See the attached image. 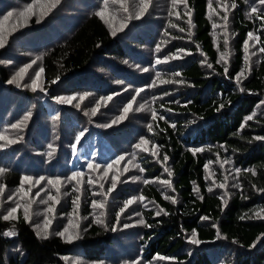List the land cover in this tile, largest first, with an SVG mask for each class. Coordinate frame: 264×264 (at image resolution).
Masks as SVG:
<instances>
[{
  "label": "trees",
  "instance_id": "1",
  "mask_svg": "<svg viewBox=\"0 0 264 264\" xmlns=\"http://www.w3.org/2000/svg\"><path fill=\"white\" fill-rule=\"evenodd\" d=\"M218 1L211 0L213 12L210 0H182L177 6L172 0H155L138 20L133 19L135 0L117 2L109 11L127 8L121 21L127 26L115 33L98 13L73 26H67L61 16L74 12L75 5L88 9L102 0H61L43 22L32 23L11 38L40 45L65 33L66 39L55 41L48 50L37 47L42 50L40 90L17 88L9 82L11 72L5 62L11 39L0 49V137H4L0 139V169H4L0 182L4 188H18L24 175L34 177L40 166L49 168L50 175L68 177L82 173L87 164L118 166L111 192L108 182L100 193L94 184L82 188L79 196L77 190H68L67 209L72 219L79 213L82 221L79 236L71 242L59 235L63 225L44 238L35 221L31 217L26 221L21 210L14 220L0 217V264H65L64 259L73 255L111 264L113 256L122 255L116 252L118 246L110 249L120 242V234L129 236L128 241L140 236L129 255L139 259L137 264H264V139H257L264 138V53L259 51L264 47V4ZM222 4L228 5L227 11ZM252 8L257 10L254 14ZM249 32L259 37V42L249 41L255 45L256 55L251 57L244 47ZM221 54H226L227 63H218ZM158 59L167 62L158 64ZM162 65L169 74L164 75ZM241 72L243 77L237 79ZM73 97L70 104L60 103ZM130 103L132 108L125 114L123 109ZM122 115L126 121L133 115L144 121V129L138 132L149 141L148 153L138 155L137 166L126 171L134 152L132 148L118 152L113 137L131 125L103 126ZM81 132L84 135L77 142ZM152 145L158 146L156 156L151 154ZM196 149L200 151L194 154ZM122 154L124 160L119 159ZM215 165L223 166L224 173L219 170L217 178L224 188L210 185L207 179V169ZM37 192L31 194L42 199L50 194V187L45 182ZM77 197L80 206L73 204ZM114 197L119 205L114 215L120 218V209L132 200V219L144 223L124 230L114 223L104 226L92 221V202L110 207ZM24 198L36 207L33 198ZM103 212V218H111L110 210ZM194 232L199 241L195 246L189 243Z\"/></svg>",
  "mask_w": 264,
  "mask_h": 264
},
{
  "label": "rangeland",
  "instance_id": "2",
  "mask_svg": "<svg viewBox=\"0 0 264 264\" xmlns=\"http://www.w3.org/2000/svg\"><path fill=\"white\" fill-rule=\"evenodd\" d=\"M123 1L125 0H116L115 3L117 2L122 3ZM135 1L137 3H134L132 5L135 8V12L133 15L134 20L141 19L145 16L146 12L145 11L142 12V9L144 8L145 5H147L148 7L155 3V0H150V1L144 0L143 2L141 0H135ZM52 2L53 0H2L0 3L1 5L0 7V39L3 40V46L0 47V49L4 48L7 42L12 38V36L15 35L17 32H19L20 30L26 27H29L32 23L43 22L54 9V8H51ZM181 2L182 0H177V3L174 4L172 0L173 6H177ZM96 3H98V1H96ZM115 3H113V0H102L101 5H97V6L90 5L88 9H85L84 7L80 5L78 6L75 5L73 6V8L75 9L74 12L72 13L66 12L62 14L61 16H65L64 23L67 26H73L74 24L79 23V21L83 19L86 15H90L92 13H99L111 25V27H113V30L116 33L126 28L127 23L121 22L123 21L122 17L125 14L124 9L122 10L115 9V10L109 11L110 8L113 7ZM250 3L251 2L249 1L248 4ZM217 4L219 5L220 1H218ZM100 9H104V10H100ZM9 13H11L12 15L9 16L8 15ZM21 13H23V15H21ZM137 16H139V18H137ZM64 36H65V33H63L62 36L61 35L56 36L55 40L53 41H49V42L44 41L40 45H38L37 43L28 41L29 39H21V41H24V42L17 41L14 38L11 39L10 43H8V51H7L9 57H7V62H5V64L9 66V70L11 72V77H10V81H12L11 83L17 88L20 87L23 89H28V90L33 91V88L31 86L32 80L35 79V73L41 70L40 59H41L42 50L37 47L43 48L45 46V49L48 50L49 47H51V45L55 41L59 42V41L66 39ZM254 48L255 47H250L248 49L246 53L248 57L256 55ZM20 53L22 54L23 57L22 58L16 57L17 55H20ZM251 53H255V55H252ZM33 61H35V63H33ZM21 69H27V71L22 75H18ZM162 70L164 72V75H165V72L169 74V72L166 71V68L163 67V65H162ZM40 77L38 79V83L36 85L35 90L41 89L40 87L42 85V80H40ZM58 99H56V101ZM60 103L68 104L69 100L67 101L66 99L64 102H60ZM80 105L89 107V105L83 104L81 102H80ZM259 111H260V108H257L255 110L256 113ZM118 120L119 121L117 123H113L112 121L109 120L108 124H105L103 126L104 128H108V129L111 127L112 129H118L121 126H125V124L131 125L130 128L122 131L121 135H116L113 137V138H116V140L114 141V144L118 145V147L116 148L118 152L119 150L120 151H127V150L130 151V149L132 148L134 152V158L131 160V163L129 165H125V168H128L129 170H131L132 168H135L133 167V165L137 166V162H138L137 156L140 154L148 153V151L145 152L135 147V145L138 144L141 140L140 132H138V130L144 129V121H140L139 119H136L134 115L128 118L127 121L126 119H123V120L118 119ZM98 122L104 123V120H98ZM99 127L103 128L101 126ZM5 141L9 143V141H14V140H5ZM145 147L148 148L147 145ZM121 156H126V154H122ZM88 165L89 164H87L86 169L82 172L83 174L82 177L78 178V181H71L68 179L69 178L68 176L63 175V174L53 173L50 175L49 168L40 166L37 170H34V172L36 173L34 177H31L30 175H24V172H23V175H24L23 179L25 177L30 178V180L33 182L32 184L22 185L21 183L18 188L14 190H9V189L4 188L0 182V189H3V191H0V217L3 218V215H6L7 212L11 208L15 207L17 204L20 205L19 210H21L23 213H24V208L27 206L29 207L30 217L33 219V221H35L34 227L37 232L41 231L43 232V234L46 232L47 235L53 234L56 228H58L60 225H63L62 232L64 231V229L66 228L68 229V232L65 233V236H64L66 240H68L67 237L69 235L78 237L79 235L77 231L79 230V225L81 224L82 221L80 218H77L79 213H75V216H73V219H72V212H70L67 209L68 190L71 193H74L75 190L78 189L77 190L78 194L76 196L81 195L82 188L91 189L90 187L92 184H88L86 182L89 178H91L97 181V183H95L94 185L96 188V193H100L103 190V188H101L100 185H103L104 182H108L112 184L111 177L117 175V171H115V169L118 168L117 164H113L111 171H109L105 175L104 169L109 165V163L101 164V165L93 163L92 165L94 167L92 169H89ZM219 170L223 172V166L215 165L207 169V179L210 185L218 187V185L220 184V181L217 178V172H220ZM36 180H40L41 181L40 184H44L45 182L47 183L48 180H53V181L59 180L61 182L56 187H53L52 185H49L47 183L50 187V194L56 197V200L58 201V203L49 200L48 199L49 194L43 196L42 199H38L33 194L28 195V197L33 198V200L36 202L35 208H32L26 203V200L24 198V193L23 191H21V189L23 188L24 192H26L30 187L31 192H37L40 188V184H35L34 182ZM57 187L59 188L58 193L56 190ZM222 190L223 189H221V192ZM61 194H64V197H60L59 195ZM82 195H83V190H82ZM9 197H13V199L10 200ZM80 199L82 198L80 197ZM45 201L47 203H45ZM77 206H80V205L78 204ZM77 206L76 208H78ZM118 206L119 205L117 203V199L116 197H114L112 199V204L110 207L103 206V208H94L91 205L89 216L92 221H96V222L98 220L102 221L101 224L104 226H107L108 223L110 222V223H114L115 225H118L120 228L124 230L126 229L128 230L132 226L138 225L140 223L139 220L132 219L131 215L133 212V208L130 206L127 207L126 209H125V206L122 209H120V211L122 212V216L120 218L118 214L114 215V213L119 209ZM49 207H51L53 211L51 212L47 211ZM102 209L110 210L111 218H109V216L106 218H103L101 216V213L103 212ZM83 213H84V217H83L84 221L87 223L89 218L85 215L86 214L85 209L83 210ZM103 213H105V211ZM15 214L17 213H14V216ZM45 217H47L48 219L52 221L47 229L44 228ZM118 218H119V223L117 224ZM57 219L61 220L60 223L57 221ZM9 220H14V219H9ZM76 223H77V226L75 227L74 224L76 225ZM113 232H115V230H113ZM118 237H120L119 238L120 242H117V243L115 242V246L110 249L112 250L116 248V246H118V249L116 252L121 251L122 255H118V257H116V255L113 256L112 258L113 263L114 264H137V262H139V259L136 257L132 258L133 256H129V255L130 253H132V250H135L136 247L134 243H136V241L140 238V236L138 237L135 236V238L133 237V239L130 241H128L129 236L122 237L120 234L118 235ZM191 238L192 236L189 237V241ZM191 244L195 246L194 243H191ZM106 255L108 256V251ZM104 257H101V258H104ZM119 257L121 258L118 261L117 258ZM138 257H139V254H138ZM104 260L109 261L111 259L106 258ZM64 263L65 264H100L98 261L89 262L84 257L77 256V255L66 257L64 259ZM139 264H142V263H139Z\"/></svg>",
  "mask_w": 264,
  "mask_h": 264
},
{
  "label": "snow or ice",
  "instance_id": "3",
  "mask_svg": "<svg viewBox=\"0 0 264 264\" xmlns=\"http://www.w3.org/2000/svg\"><path fill=\"white\" fill-rule=\"evenodd\" d=\"M115 2H116V0H113V3H115ZM59 3H60V0H53V2H52V4H51V8H55ZM173 3H174V4L177 3V0H173ZM260 3H261V4H264V0H260ZM208 7H209L210 9H212L213 12H215V9L212 8L211 0H210V3H209V5H208ZM221 7H222L225 11H227V9H228V5H227V4H222ZM232 7H235V5L233 4ZM146 8H147V5L144 6V8L142 9V12L145 11ZM50 10H51V9H50ZM124 10L127 11V8H125ZM256 11H257V10H256L255 8H252V10H251V12H252L253 14H254ZM98 14H99V13H98ZM8 15L11 16L12 14L9 13ZM21 15H23V13H21ZM137 18H139V16H137ZM177 18H179V14H177ZM223 19H224V20H227V16L225 15V16L223 17ZM38 22H39V21H38ZM188 23H189V25H191V21H190V20L188 21ZM173 27H175V25H173ZM216 27H217V25L214 23V24H213V28H216ZM180 31H184V29L181 28ZM113 34H115V33H113ZM189 34H191V33H189ZM252 40H256L257 42H259V37H255L254 34H253L252 32H249V33H248V39H247V40L245 41V43H244V47H245V51H246V53H247V51H248V49H249L250 47H255L254 44H249V41H252ZM225 42H227V41H225ZM2 46H3V40L0 39V47H2ZM259 51H260L261 53H264V47L259 48ZM251 54H252V55H255V53H251ZM225 55H226V54H221V56H220V61H218V63L221 62V61H224L225 63H227V61H226V59H225ZM172 58H178V57L173 56ZM246 58H247V57H246ZM161 62H167V59H165V60H163V61H162V60H159V59L157 60V63H158V64L161 63ZM33 63H35V61H33ZM207 66H208L209 68L212 67L211 64H208ZM29 67H30V66H29ZM26 71H27V69H21V70H20V73H18V75H22V74H24ZM42 71H43V70L41 69V70H39V71H37V72L35 73V79L32 80V85H31L32 88H33V90H35V88H36V85H37V83H38V79H39V77H40ZM227 71H228V69L225 68V72H226V73H227ZM176 75L179 76L180 73H176ZM240 77H243V72H241V73L239 74V76L237 77V79H239ZM9 82L11 83L12 81H9ZM168 82H171V81H164V83H168ZM72 99H75V98H74V97H73V98H70V99H69V102H71ZM81 99H83V98L81 97ZM109 99H111V97H109ZM131 108H132V104L130 103L128 106H126V107L123 109V112H124L125 114H127ZM138 110H139V109H138ZM93 114H95V109L93 110ZM156 116H157L156 112L153 111V112H152V119L155 120V119H156ZM124 118H125V116L122 115L119 119H120V120H123ZM160 119H164V118H163V117H160ZM248 119L251 120V119H253V117H252V116H249ZM117 122H118V121H113V123H117ZM13 127H14V128L19 127V125H13ZM149 131H151V126H150V125H149ZM83 135H84V133L81 132L80 135L76 137L77 142H79L80 138H81ZM0 139H4V137H0ZM257 139H264V138L257 137ZM12 142H14V141H9V143H12ZM148 144H149V141H148L147 139H141L140 142H139L138 144L135 145V147H136L137 149H140V150H142V151L147 152V151H149V149H148L147 147H145V146L148 145ZM73 147L75 148V145H73ZM195 151H200V149H196V150H194V154H195ZM157 153H158V146H156V145H152L151 154H152L153 156H156ZM119 159H120V160H124V157L122 156V157H120ZM163 159H164V161L166 162L167 159H168V157L165 156ZM118 162H119V161H117V163H118ZM224 163H228V161H225ZM133 166L135 167L136 165H133ZM88 167H89V169H92L94 166H93L92 164H89ZM112 167H113V165H112V164H109V165L104 169V173H105V175H106L109 171H111ZM205 167L207 168L208 165H205ZM125 170H127V168H125ZM141 171H143V169H141ZM165 171H168V170L165 169ZM236 171L239 172L240 169H236ZM3 172H4V169H0V173H3ZM168 174L171 175V172H169ZM253 174H254V173H253ZM82 175H83L82 173H76L75 175L69 177L68 179L71 180V181H78V178L82 177ZM102 178H103V177H102ZM41 179H43V178H41ZM111 179H112V187L108 189V192H111V191L115 188V186H116L115 182L117 181L118 177H117V176H112ZM86 182H87L88 184H95V183H97L96 180L91 179V178H89ZM21 183H22V185H23V184H32L33 182L30 180V178L25 177ZM34 183H35V184H40L41 181H40V180H36ZM47 183H48L49 185H52L53 187H56V186L59 185L61 182H60L59 180H55V181H53V180H48ZM162 183L165 184V185H167V186H169V187L171 186V183H170V181H168V180H164V181H162ZM218 186L221 187V188H223V187H225V184L221 183V184H219ZM100 187L103 188V185H100ZM56 190L59 191V188L57 187ZM77 190H78V189H77ZM211 190H212V189L209 188V191H211ZM0 191H3V189H0ZM21 191H24L23 188L21 189ZM41 191H43V189H41ZM197 191H198V190H197ZM30 194H31V188L29 187V189H28L26 192H24V195L28 196V195H30ZM35 195L38 197V196L40 195V192H37ZM165 198H166V199H171V197H165ZM9 199L11 200V199H13V197H9ZM48 199L51 200V201H54V202H57V203H58V201L56 200V197L53 196V195H51V194H49ZM140 199L143 200V197H141ZM78 201H79V197H77L76 200L73 201V204H78ZM173 202L175 203V200H174V199H173ZM45 203H47V202L45 201ZM132 203H133V201H132V200H129V201L127 202V204L125 205V209H126L129 205H131ZM92 206H93L94 208H103L104 205H103V203H101V202L93 201V202H92ZM19 209H20V205L17 204L15 207L11 208V209L7 212L6 215H3V219H4V220L15 219L14 213H17V211H18ZM47 211L51 212V211H53V209H52L51 207H49V208L47 209ZM122 211H123V210H122ZM161 211H163V209H161ZM262 211H264V210H262ZM159 214H160V212H157V215H159ZM101 215H103V214L101 213ZM256 215H260V213L257 212ZM24 219H25L26 221H30L29 207H27V206L24 208ZM203 219H207V218L205 217V218H203ZM51 222H52V221H51L50 219H48L47 217H45L44 228L47 229L48 226L51 224ZM97 222H98V223H102V221H100V220H98ZM140 223L143 224L144 221L141 220ZM113 230H115V229H113ZM67 232H68V229L66 228V229H64L63 232H60L59 235H60L61 237H64V236H65V233H67ZM6 234H7V235H12L11 232L6 233ZM38 235H39V233H38ZM195 235H196V234H195V232H194V233H193V237H192V238L190 239V241H189L190 243H194V244L199 243V241L195 238ZM44 238H47V233H46V232L44 233ZM76 238H77V237H76V236H73V235H69V236L67 237L68 242H71L72 240H74V239H76Z\"/></svg>",
  "mask_w": 264,
  "mask_h": 264
}]
</instances>
